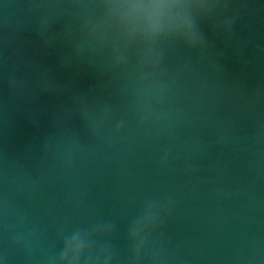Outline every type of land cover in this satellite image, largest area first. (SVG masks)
I'll list each match as a JSON object with an SVG mask.
<instances>
[{
  "label": "water",
  "instance_id": "obj_1",
  "mask_svg": "<svg viewBox=\"0 0 264 264\" xmlns=\"http://www.w3.org/2000/svg\"><path fill=\"white\" fill-rule=\"evenodd\" d=\"M94 3L0 0V264L104 225L128 264L150 203L168 264H264V0H214L143 74L89 34Z\"/></svg>",
  "mask_w": 264,
  "mask_h": 264
},
{
  "label": "clouds",
  "instance_id": "obj_2",
  "mask_svg": "<svg viewBox=\"0 0 264 264\" xmlns=\"http://www.w3.org/2000/svg\"><path fill=\"white\" fill-rule=\"evenodd\" d=\"M214 0H95V18L89 34L99 41L118 43L122 50H138L136 68L145 73L154 66L153 53L159 42L181 39L189 47L197 42L196 20L215 7ZM123 59V51L121 52ZM158 229L157 206L147 204L127 223L128 264H168V257L151 237ZM111 226L92 233L80 230L63 232L54 264H114L116 254L108 237ZM104 239L97 242L94 236Z\"/></svg>",
  "mask_w": 264,
  "mask_h": 264
}]
</instances>
